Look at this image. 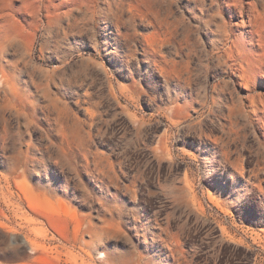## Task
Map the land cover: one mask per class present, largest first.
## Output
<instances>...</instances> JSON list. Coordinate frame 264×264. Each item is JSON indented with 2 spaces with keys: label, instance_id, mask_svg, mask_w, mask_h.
Here are the masks:
<instances>
[{
  "label": "rangeland",
  "instance_id": "rangeland-1",
  "mask_svg": "<svg viewBox=\"0 0 264 264\" xmlns=\"http://www.w3.org/2000/svg\"><path fill=\"white\" fill-rule=\"evenodd\" d=\"M4 1L0 264H264V0Z\"/></svg>",
  "mask_w": 264,
  "mask_h": 264
},
{
  "label": "bare ground",
  "instance_id": "bare-ground-1",
  "mask_svg": "<svg viewBox=\"0 0 264 264\" xmlns=\"http://www.w3.org/2000/svg\"><path fill=\"white\" fill-rule=\"evenodd\" d=\"M99 1L100 0H5L4 3L2 4L4 6V9H5L4 19H3L4 26L8 28L12 25V23H17L14 19V17L17 16V13L18 14L21 13L24 22L27 24H30V23H33L34 21H36L37 17L40 16L41 14L46 15V19L49 21L50 19H52L51 18L52 16H54L55 14H59L62 10H64L65 9L64 7L69 8L70 6L71 7L80 6V5L85 6L87 11L96 15L97 10H98ZM17 2L21 3V5L18 7L16 6ZM11 21H12V23H11ZM263 30H264V28H263ZM261 31H262V29H261ZM258 32H255V33H258ZM258 34H261V33H258ZM251 35H252V43L253 44H251V43L250 44H251V46L255 47L256 46V42L254 40L255 35L254 34H251ZM259 45H260V43H259ZM263 45H264V43H263ZM239 55L238 56L240 58L243 57V56H241L240 53H239ZM263 56H264V54H263ZM261 58H262V56H261Z\"/></svg>",
  "mask_w": 264,
  "mask_h": 264
}]
</instances>
